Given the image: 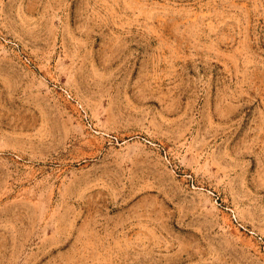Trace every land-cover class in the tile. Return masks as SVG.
<instances>
[{
    "label": "rangeland",
    "instance_id": "374dc122",
    "mask_svg": "<svg viewBox=\"0 0 264 264\" xmlns=\"http://www.w3.org/2000/svg\"><path fill=\"white\" fill-rule=\"evenodd\" d=\"M0 264H264V0H0Z\"/></svg>",
    "mask_w": 264,
    "mask_h": 264
}]
</instances>
